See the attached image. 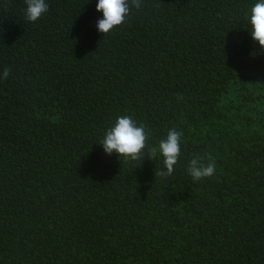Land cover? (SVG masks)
<instances>
[{
  "label": "trees",
  "instance_id": "16d2710c",
  "mask_svg": "<svg viewBox=\"0 0 264 264\" xmlns=\"http://www.w3.org/2000/svg\"><path fill=\"white\" fill-rule=\"evenodd\" d=\"M0 0V264H264V52L257 0H140L107 34L97 0ZM259 53V54H255ZM175 128L180 157L124 162L118 116ZM215 158L194 181V156Z\"/></svg>",
  "mask_w": 264,
  "mask_h": 264
},
{
  "label": "clouds",
  "instance_id": "9594fccd",
  "mask_svg": "<svg viewBox=\"0 0 264 264\" xmlns=\"http://www.w3.org/2000/svg\"><path fill=\"white\" fill-rule=\"evenodd\" d=\"M24 17L29 22H36L45 12L48 11V4L45 0H24ZM140 0H97L95 8L102 12V18L96 22L97 30L107 34L114 27L125 22L133 7L139 9ZM247 21L250 25L249 31L253 41L260 45V52H264V0H257L248 14ZM259 54V53H255ZM11 72L9 67H5L0 72V79H7ZM182 132L171 128L167 131L165 138L161 139L156 146L145 148L148 141V133L143 124H137L131 116H118L114 124L109 127L99 144L102 145L106 154L115 153L118 158H123L124 162L136 161L144 158L154 159L158 154L163 157V168L155 175L161 178L171 176L175 171V165L180 157V140ZM194 156L188 161L187 171L194 181L210 178L215 174V158L208 154L206 157Z\"/></svg>",
  "mask_w": 264,
  "mask_h": 264
}]
</instances>
